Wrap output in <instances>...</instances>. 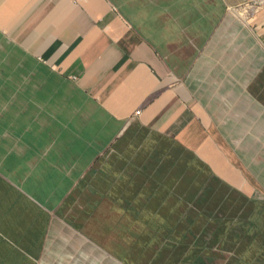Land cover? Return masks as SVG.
<instances>
[{
	"label": "crops",
	"instance_id": "obj_1",
	"mask_svg": "<svg viewBox=\"0 0 264 264\" xmlns=\"http://www.w3.org/2000/svg\"><path fill=\"white\" fill-rule=\"evenodd\" d=\"M246 1L0 0V264H245L264 9L226 8ZM178 203L233 229L177 235Z\"/></svg>",
	"mask_w": 264,
	"mask_h": 264
},
{
	"label": "trees",
	"instance_id": "obj_2",
	"mask_svg": "<svg viewBox=\"0 0 264 264\" xmlns=\"http://www.w3.org/2000/svg\"><path fill=\"white\" fill-rule=\"evenodd\" d=\"M170 186V185H168ZM148 197V195H146ZM165 195H158L155 196V201H161L165 198ZM168 197V196H167ZM173 199H171V203L172 205L176 203L175 197L172 196ZM191 196H186L187 199H190ZM169 198V197H168ZM167 198V199H168ZM169 207V204L167 205V208ZM152 211H147V218L149 217V214H151ZM163 213H165L164 215H162V218H168L171 220H176L178 222V226L176 227V234L177 235H182V234H187V233H200L202 231V226H203V221L201 220V215H195L193 212V215L190 213V211L186 212L185 207L181 204L178 203L176 206H172V208L165 210ZM192 220L194 221V225L193 227L189 228V231L187 232L185 227L181 224L182 221H190L192 222ZM264 228L263 225V221H259V224L256 225L255 228H252V232L254 231V233H256V241H254L249 248V255H245L243 257V263L248 264V263H252L254 261V258L252 256H256V254H258V258L260 260L261 263L264 264V244L262 243V240H264V231L263 233L261 232V230ZM169 228H164V230H168ZM233 228H229L228 225L226 224V226H224L222 228V232L226 231V230H232ZM249 231V230H248ZM254 264V263H252ZM256 264V263H255ZM259 264V263H258Z\"/></svg>",
	"mask_w": 264,
	"mask_h": 264
},
{
	"label": "rangeland",
	"instance_id": "obj_3",
	"mask_svg": "<svg viewBox=\"0 0 264 264\" xmlns=\"http://www.w3.org/2000/svg\"><path fill=\"white\" fill-rule=\"evenodd\" d=\"M248 8H242V9L239 10V14L240 15H241L242 12L245 15H248V17L246 16L247 17V21L244 22L245 26L248 24V22L251 20L252 17H254L256 14H258L260 11H262L264 9V4H262L260 6H252L251 9H248ZM246 10H248V12H246ZM245 19L246 18H243V17L241 18L240 17L241 21H244ZM198 208H200V206ZM194 214L195 215H198V214L201 215V220L203 221L204 226H205L203 228L204 234H206V235H214V234H217L220 231V229L222 228V227H218V225L221 223L222 215H224L223 212L218 211V210L209 212V211H206L205 209L202 208V209H196L194 211ZM229 215L230 214H228V213L226 214V216H229ZM235 216H237V211H236ZM213 221H214V223H212ZM209 224H211V225H209ZM217 230H218V232H217ZM263 231H264V228L261 230V232L263 233ZM235 233H237V232H235ZM252 263L255 264L256 261L254 260ZM252 263H248V264H252Z\"/></svg>",
	"mask_w": 264,
	"mask_h": 264
},
{
	"label": "built area",
	"instance_id": "obj_4",
	"mask_svg": "<svg viewBox=\"0 0 264 264\" xmlns=\"http://www.w3.org/2000/svg\"><path fill=\"white\" fill-rule=\"evenodd\" d=\"M262 4H264V3H262L260 0L246 1L240 5H237V6H233V7L227 6L226 10H227V13L232 14L233 16L237 17V12H239L240 9L248 8V7H249L248 9H251L252 6H260ZM247 17H248V15H247ZM247 17L244 21H242L243 23L247 21ZM139 114H140V111H136L134 113V116H139Z\"/></svg>",
	"mask_w": 264,
	"mask_h": 264
}]
</instances>
